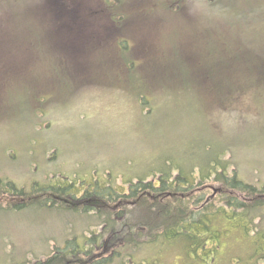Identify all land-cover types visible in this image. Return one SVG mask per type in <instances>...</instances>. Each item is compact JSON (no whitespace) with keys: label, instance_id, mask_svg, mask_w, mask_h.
<instances>
[{"label":"rangeland","instance_id":"obj_1","mask_svg":"<svg viewBox=\"0 0 264 264\" xmlns=\"http://www.w3.org/2000/svg\"><path fill=\"white\" fill-rule=\"evenodd\" d=\"M109 2L0 0V178L30 190L34 183L92 182L111 172L127 188L140 178L156 182L159 170L170 168L175 177L178 168L197 171L219 157L229 176L262 189L264 80L245 82L235 74L242 86L214 88L207 72L177 71V63L187 67L186 56L198 51L189 46L192 21L208 17L214 0H186L187 13L172 0ZM229 15L241 19L239 11ZM229 15L217 26L222 39L228 31L234 36L233 21L223 23ZM208 24V18L201 22ZM217 189H223L220 180L199 184L196 175L173 206L191 207ZM220 192L213 204L222 200ZM10 208L0 199V264H34L98 222L55 208ZM249 215L257 229L264 227V210ZM213 221L222 231L217 264L254 259L256 230L247 235L222 216ZM136 251L183 264L180 248L171 244Z\"/></svg>","mask_w":264,"mask_h":264},{"label":"trees","instance_id":"obj_2","mask_svg":"<svg viewBox=\"0 0 264 264\" xmlns=\"http://www.w3.org/2000/svg\"><path fill=\"white\" fill-rule=\"evenodd\" d=\"M185 1L172 0L173 5L177 2L176 6L181 7L179 13L188 11L185 10ZM219 1L223 2L220 7L215 0L209 6L210 10H214L209 11L208 17L201 15L199 21H192L196 32L190 35L189 46L192 50L198 47V51L186 56L187 67L185 63H177V71L184 74V71L200 69L205 75L207 72V82L214 88L242 86L240 81H235V74H242L245 82L252 77L264 80V0ZM104 3L106 6L111 5L109 0H104ZM249 7L254 14L247 15L250 13ZM237 11L241 19L236 21L229 14ZM222 14L229 15L223 17L226 20L223 23L233 21L228 25L235 38L229 31V38L218 37L223 35L217 27ZM207 18L209 24L201 25ZM119 19L120 16L118 22ZM254 20L260 21L259 27L254 24ZM243 21L250 23V27ZM216 32L221 34L216 35ZM117 43L124 51V39ZM199 63L201 65L197 67ZM206 164L205 174L202 167L197 171L191 169V172L178 168L177 175L173 177V171L168 168L159 170L156 182L140 178L136 182L129 181L127 188L124 181L119 183L111 172L106 178L94 177L90 180L92 182H79L73 178L70 181L34 183L30 190L10 179L0 178V199L11 203L12 208L7 209L10 211L44 207L92 215L98 219L94 229L67 237L61 245H57L45 258L37 259L34 264H165L160 256L149 259L137 254V249L142 250L148 244L178 246V259H182L183 264H217L216 252L221 247L222 231L215 226L214 216L224 217L231 225L242 226L247 235L257 231L252 232V238L257 244L252 255L254 259L234 260L233 264H264V227L257 229L255 218L249 215L251 211L264 210V187L259 189L234 174L229 176L224 166L226 162L222 163L219 157L213 163ZM196 175L199 184L210 177L220 180L223 189H217L216 193L221 191L219 196L222 200L213 204L215 193L204 198L198 197V203L194 202L191 207L183 202L173 206L176 205L173 202L180 199L179 192H186L196 183ZM203 189L205 186H202ZM229 190L240 191L242 194L238 196ZM126 207L134 209L130 216L129 212H124Z\"/></svg>","mask_w":264,"mask_h":264}]
</instances>
